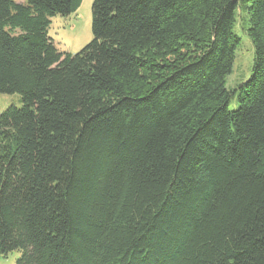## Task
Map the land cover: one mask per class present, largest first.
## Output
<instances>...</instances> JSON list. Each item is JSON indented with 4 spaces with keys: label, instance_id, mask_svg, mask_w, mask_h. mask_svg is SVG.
Returning <instances> with one entry per match:
<instances>
[{
    "label": "trees",
    "instance_id": "16d2710c",
    "mask_svg": "<svg viewBox=\"0 0 264 264\" xmlns=\"http://www.w3.org/2000/svg\"><path fill=\"white\" fill-rule=\"evenodd\" d=\"M0 0V257L264 264V0ZM250 77L227 88L240 37ZM236 97L238 107L230 111Z\"/></svg>",
    "mask_w": 264,
    "mask_h": 264
},
{
    "label": "rangeland",
    "instance_id": "374dc122",
    "mask_svg": "<svg viewBox=\"0 0 264 264\" xmlns=\"http://www.w3.org/2000/svg\"><path fill=\"white\" fill-rule=\"evenodd\" d=\"M16 3H26L27 0H14ZM94 0H83L80 8L68 17L55 16L51 19L49 35L55 46L62 52L76 54L93 39L92 4ZM235 33L240 37V45L236 50V60L231 75L227 78V88L235 89L247 80L254 63V48L249 37L238 27ZM21 106L20 96L0 94V114L9 106ZM238 107L236 97L232 98L229 110ZM21 251L11 252L7 257H0V264H17Z\"/></svg>",
    "mask_w": 264,
    "mask_h": 264
}]
</instances>
